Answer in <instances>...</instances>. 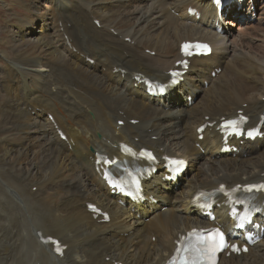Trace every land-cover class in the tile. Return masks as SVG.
I'll use <instances>...</instances> for the list:
<instances>
[{"label":"bare ground","instance_id":"1","mask_svg":"<svg viewBox=\"0 0 264 264\" xmlns=\"http://www.w3.org/2000/svg\"><path fill=\"white\" fill-rule=\"evenodd\" d=\"M38 1L22 0L25 17H10L11 27L1 29L13 52L3 53L0 63V264H165L191 228L220 224L235 234L223 198L211 222L193 197L219 184L264 181V138L234 139L230 145L238 150L228 153L216 126L197 139L199 126L218 125L239 110L253 126L264 115V46L244 43L245 31L233 37L229 28L220 35L212 27L247 0H231L222 20L208 0H156L150 9L142 7L148 0H47L42 11ZM253 2L246 3L249 15ZM183 40L208 41L213 53L191 59L184 81L164 96L147 94L137 76L167 81ZM239 47L253 49L257 58L241 49L238 54ZM189 96L198 103H189ZM124 142L149 147L159 158L185 157L189 166L169 181L163 163L157 165L144 184L146 200L133 202L111 193L95 170L97 152L120 156ZM206 156L207 169L198 166ZM91 203L110 220L89 211ZM255 219L264 226V210ZM46 237L60 238L64 256L42 241ZM263 245L264 238L248 253L223 255L219 264H264Z\"/></svg>","mask_w":264,"mask_h":264},{"label":"rangeland","instance_id":"2","mask_svg":"<svg viewBox=\"0 0 264 264\" xmlns=\"http://www.w3.org/2000/svg\"><path fill=\"white\" fill-rule=\"evenodd\" d=\"M21 1L22 0H0V22H1V25H0V37L3 36L2 38H0V41H1L0 42V47H1L0 48V63L1 62L4 63L3 60H2L3 59V56L2 55H4L3 53L8 54L9 51H10V53L13 52V46L8 43V38L6 37L7 35L4 32V31L8 30L11 27L10 23L8 22L10 20V17L11 18H13L14 16H16V17H25V13L28 12V10L25 7V5H23V7H22V4L23 3ZM26 2H29L30 3L31 0H26ZM157 4L158 3H157L156 0H148V1L143 2L142 7H144V8L145 7L146 8L149 7L148 9H150L151 7H153L154 5H157ZM8 5H10V6H8ZM37 6H38V10H41L42 11V9L43 10H47L48 9L47 6H49V5L47 3V0H39L37 2ZM260 6H262V8H259ZM7 7L10 8V10ZM134 7H128L125 11H133L134 10ZM24 8L27 11H25ZM113 8H116V7H113ZM247 8H248V6H245L242 9H240L238 11H235V13H233L232 16L229 17L230 18L229 20H230V24L231 25H228V26L227 25H224L223 27L224 28L226 27L225 29L229 28L230 31L232 30L231 33H232L233 37L238 36L239 35L238 33H241L242 34V32L245 31L243 33H245L246 35H248L247 36L248 38L246 40H244L245 41L244 43H248L250 41L248 43V46L250 44L251 46H253L252 48H260V47L264 46V45H262V44H264V36H263L264 35V32H263L264 31V27H263L264 26V0H258V4L255 5V8H251L250 9V11H253L254 12L253 15H249L248 14V11L249 10ZM170 13H172L173 15H177V16L179 15V12H174V10H171ZM231 19H233V20L231 21ZM233 21H234V24L235 25H232L231 22H233ZM95 22H96L98 28H101L100 22H97V21H95ZM260 26L263 27V28H261ZM4 27H6L5 30L4 31L3 30L1 31V29L2 28L4 29ZM128 27H130V25L126 24V28H128ZM242 29H245V30H242ZM113 32L117 35V32L116 31H113ZM2 34H4V35H2ZM260 35H262V36H260ZM4 39H6V40H4ZM153 39H154V37H153ZM127 42H131V40L130 39H127ZM260 44H261V46H260ZM8 45L10 47L11 46L12 47L10 48ZM240 49L243 50V51H246V53L249 56L250 55L251 56H255V53L253 52V49L252 50H250V49L248 50V49H243V48H240L239 47V48H237L238 54L240 53ZM3 51H5V52H3ZM29 51L32 52L33 51V48H29ZM147 54H149L150 56H155L156 55V52L155 51H151V50H147ZM229 56L230 57H228V58L231 59L232 56H233V54L231 53ZM256 60H258V59H256ZM263 65H264V63H263ZM212 75H213V77L215 76L214 74H212ZM206 87H207V84H206ZM1 92H3V90ZM194 102L195 103H198L197 101H194ZM201 104H202V102H201ZM1 114L3 115L4 113L1 112ZM4 116H5V114H4ZM38 122H40V121H38ZM171 126L172 125L170 124L169 125V128ZM42 129L45 130L44 129V126H42ZM152 140H155V138L152 137ZM182 140L183 139L179 138V140H177L176 142L179 143ZM173 149H175L179 153L181 151L182 152H185L186 151V150L184 151L183 147H180V148H177L176 147V148H173ZM33 152H35V151L33 150ZM202 154H204V150H202ZM38 157H40V156H38ZM207 158L208 157L206 156L205 160H200L199 163H198V166L199 167H202V166L204 167L205 166V169H207L208 166H209V164H210V163L207 164L206 161H209ZM188 177H190V175H188ZM33 191L35 192L36 191V188H33ZM165 209H166V207L165 208L163 207V210H165ZM155 240H156V237H153L152 238V241L155 242ZM259 247H261V246H259ZM263 248H264V245H263L262 249ZM107 261H109V259H107Z\"/></svg>","mask_w":264,"mask_h":264},{"label":"snow or ice","instance_id":"3","mask_svg":"<svg viewBox=\"0 0 264 264\" xmlns=\"http://www.w3.org/2000/svg\"><path fill=\"white\" fill-rule=\"evenodd\" d=\"M188 47H189L188 45H185L186 49ZM228 123H229V125L237 124L236 121H229ZM249 135H251V131L249 132ZM176 163L177 164H181V163H183V161H177ZM262 187H264V186H262ZM218 236H219L218 240L216 238H214V237L209 238L211 242L210 243H206L202 249H198L197 250V254L199 255L202 252L214 253L216 248H221L222 249L224 247H229V246H231L234 250H237V251L240 250L238 245H228V243H227L226 239L224 238L223 234L218 233ZM48 241L53 243V244H55L57 246L56 247V251L62 252V248L59 246L60 242L58 240H55L52 237H49ZM244 250L246 251L247 249H244Z\"/></svg>","mask_w":264,"mask_h":264}]
</instances>
